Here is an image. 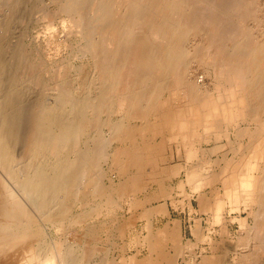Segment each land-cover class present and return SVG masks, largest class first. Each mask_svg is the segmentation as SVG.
<instances>
[{"label":"bare ground","instance_id":"bare-ground-1","mask_svg":"<svg viewBox=\"0 0 264 264\" xmlns=\"http://www.w3.org/2000/svg\"><path fill=\"white\" fill-rule=\"evenodd\" d=\"M52 3L42 16L65 34L50 23L49 42L86 63L39 65L20 44L12 55L7 32L28 3L0 0V264H114L97 245L136 216L146 253L119 264H264V0ZM169 202L207 213V226L156 227ZM68 226L85 238L48 239Z\"/></svg>","mask_w":264,"mask_h":264},{"label":"rangeland","instance_id":"rangeland-1","mask_svg":"<svg viewBox=\"0 0 264 264\" xmlns=\"http://www.w3.org/2000/svg\"><path fill=\"white\" fill-rule=\"evenodd\" d=\"M30 1H32V0H27V3H28V5H27V9H25L24 7L19 11L21 14H22V12H26V15L25 14H18L19 16H18V18H20V22L21 23H18V21L15 23V20H17L18 18H17V16L15 17L14 16V18H13V20L12 21H14V23H12L11 22V25L12 26H10L11 28L13 27L14 28V30H8V32L7 33H11L12 34V36H9V34H7V36L8 37H10L9 39L7 38V40H9L10 41V43H12L11 45L12 46H14V45H17V46H20V45H22L21 47H24V50L27 52V54H29V55H27L28 56V58L32 61V62H34V63H36L37 62V60H38V62L37 63H39V65L41 64V65H48V66H50V67H52L53 68V66H56L57 64H58V62H62V61H66V62H71V63H75V64H82V63H86L87 62V59L86 58H84V57H81V56H77V58L76 57H74L73 56V58H72V51H70L69 50V48H67V47H64V46H62V48H57L56 46H57V43L54 41V40H51V42H49V40H50V37H53L52 36V34H51V32H49V30L47 29V25L48 24H50V23H52L54 26H56V27H58L59 28V35L60 36H62V34L64 35L65 34V30H64V26L62 25V23H61V20L60 19H55V20H53L52 22H48L47 20H45L44 18H43V16H42V12L43 11H46L47 9H51V8H53L54 6V4L52 3V0H35V2H33L32 1V5L30 4ZM34 3V4H33ZM46 3V4H45ZM48 4V5H47ZM41 5V6H40ZM43 5V6H42ZM37 8H36V7ZM30 7V8H29ZM33 7L36 9H34L33 10ZM40 8V9H39ZM24 9L25 10H27V11H29L32 15H29V14H27V13H29V12H27V11H24ZM42 9V10H41ZM23 10V11H22ZM31 10H33L32 12H31ZM6 11V12H5ZM3 12V13H2ZM0 11V17L2 16V17H4L6 14H8L7 12V10H4V11ZM5 13V14H4ZM3 14H4V16H3ZM20 15L22 16V17H20ZM26 16V18H27V16H28V18L29 19H27V21H26V19L25 20H23L22 21V19L23 18H25L24 16ZM1 17V18H2ZM0 18V22L3 20V19H1ZM29 20V21H28ZM26 22H28V23H26ZM18 23V24H17ZM31 23V24H30ZM13 24H14V26H13ZM25 24H26V26H25ZM61 26V27H60ZM9 27V28H10ZM25 33H27V34H25ZM26 35V36H25ZM13 38V39H12ZM0 41H1V39H0ZM14 43H16V44H14ZM20 44V45H19ZM17 46H14V47H12V48H10L9 50L11 51V50H13L12 51V55H13V53H14V48L15 47H17ZM9 51V52H10ZM30 51V52H29ZM7 52H8V50H7ZM7 52H4V56H5V58L7 59L8 58V56L9 55H11V52L9 53V55L7 54ZM69 53V54H68ZM33 55V56H31V55ZM8 55V56H7ZM12 55L11 56H9V58L8 59H10V61H8V59H7V62H10L9 64H11V63H13L14 62V58L12 57ZM71 56V57H69V56ZM7 56V57H6ZM65 57V58H64ZM42 62V63H41ZM36 63V64H37ZM14 65V64H13ZM13 65H9L10 67H11V70H12V66ZM14 70V69H13ZM46 77H48V75H47V72H43V79H45ZM45 81H48L47 80V78L45 79ZM37 86H35V87H30L29 88V90L27 91V95H28V97H27V100H31V99H33L34 98V96H39L40 95V92L42 91H37V89L39 88V89H42L41 87H37ZM44 89V88H43ZM49 89V88H48ZM45 91V92H44ZM48 91V92H47ZM35 92H37V93H35ZM39 92V93H38ZM50 92V89L49 90H47V88H45L44 90H43V93H47L46 95L48 96V98H49V93ZM42 95V94H41ZM38 96L35 98V99H37L38 98ZM47 96H45V97H47ZM35 99H33V100H35ZM33 100H31V102L33 103ZM35 102V101H34ZM228 126V125H227ZM228 128V127H227ZM229 129H230V131H233L234 130V127L232 126V125H230L229 126ZM232 133V132H231ZM226 139V138H225ZM232 139L234 140L235 139V137L233 136L232 137ZM208 144H214V142H209ZM216 154H214V156L213 157H216L215 156ZM177 155L176 154H174V156H172V158H173V160H176L177 158ZM106 167V166H105ZM112 176L111 175H109V176H107L106 177V179H105V181L106 182H108L109 183V181H110V178H111ZM184 178V173H182V174H180L179 176H176V177H174L173 179H172V181H170V183L171 184H174V185H176V184H178L179 182H180V180L181 179H183ZM117 179V180H116ZM120 178H119V176H117L116 174H115V176H114V180H115V182L117 183L118 182V180H119ZM157 187V184L155 183V184H151V185H149L148 187H147V191H151V190H154L155 188ZM210 188L208 187L207 188V191L209 190ZM140 196H142L143 195V193H140L139 194ZM178 198L179 199H181L182 198V201H186V199H184V197H183V195H181V194H179L178 195ZM195 201V203H196V200H194ZM155 202V204H157L158 202H156V201H154ZM170 204H172V202H169ZM181 204V203H180ZM185 205H186V203H185ZM185 205H183V207H180V209H182L181 211L182 212H180V211H176V212H174L175 214H178V213H182V215H184V214H188L187 212H190L189 211V208L187 207V206H185ZM182 206V205H181ZM79 209H81V207H76L75 208V210H79ZM168 209V208H167ZM168 212L170 213V211L168 210ZM167 212V213H168ZM168 213V214H169ZM131 214V211H130V209L126 206V205H122V206H119V207H117L116 208V210H115V219L117 220V222L119 223L120 221H123V220H125V219H127L128 218V216ZM159 214H162V213H159ZM102 219V217L100 216V217H96L95 218V216L92 218V220H91V222L90 223H92V222H98V221H100ZM162 218L161 217H159V221H156V222H153V225H155L156 227H158V226H162V224H164V223H166V221H165V219L164 220H161ZM184 219H186V218H184ZM134 220H135V222L134 223H132V225L130 226V227H128L126 230H125V232H124V236L122 237V236H117L115 233H113V232H115V230H114V228H113V226L111 225V227H110V229H109V239L107 240V239H105L106 240V242H105V240L103 239L102 241H101V243L99 244L98 243V245H97V248H96V250L95 251H97L98 250V248H102V247H104L105 246V248L106 247H108V253H110V261L112 262L114 259L116 260H114V264H119V262H120V258H121V256H123V254L125 255V256H129V255H131V254H133L134 252H137V253H135V254H138L140 257L141 256H143L145 253H146V247L145 246H143L141 243H139V244H137L138 242H137V240L136 239H138V236H142V235H144V233H146V228H145V224H146V222H145V220L144 219H141V218H138L137 216H136V219L134 218ZM158 222H159V224H158ZM162 222V223H161ZM192 223H194L193 221H192ZM191 223V224H192ZM235 226H237V223H234V227ZM183 227H184V233L185 234H187L188 236H190V222H186V223H184L183 224ZM78 228L77 227H75V226H68V228L67 229H65V230H63V231H57L56 229H54V228H52V229H50V227H48L47 228V232H48V234H47V237L48 236H56V237H60L61 236V238H65V239H68V240H72V238H74V233H76V232H78V230H77ZM139 230H140V232H139ZM71 231V232H70ZM80 231V230H79ZM67 232V233H66ZM79 233V237L80 238H83L84 236L83 235H81L82 234V232L80 231V232H78ZM65 234H66V236H65ZM83 234H84V231H83ZM85 235V234H84ZM104 235V236H103ZM102 235V237H106L105 236V234H103ZM110 235H111V237H110ZM113 235V236H112ZM136 235V236H135ZM69 236V237H68ZM72 236V237H71ZM115 236V237H114ZM116 236H117V239H116ZM133 236V237H132ZM71 237V238H70ZM78 237V238H79ZM122 239H121V238ZM136 239H135V238ZM50 237H48V239H49ZM85 238V237H84ZM113 239V241H111ZM116 240V241H115ZM104 241V242H103ZM110 243H109V242ZM116 242H118L117 244H115ZM113 243H114V245H113ZM136 243V244H135ZM118 245V246H117ZM121 245V246H120ZM99 246V247H98ZM120 247H122L121 249H122V251L119 249ZM114 248V249H113ZM117 248V249H116ZM135 248H137V249H135ZM117 251V252H116ZM132 251V252H131ZM19 252V253H18ZM22 252V251H21ZM20 251H17V253H16V257H18L19 256V254H20V256H22L23 255V253L24 252H22L21 253ZM124 252V253H123ZM113 253V254H112ZM22 254V255H21ZM115 256V257H114ZM120 257V258H119ZM113 258V260H111ZM119 258V259H118ZM118 259V260H117Z\"/></svg>","mask_w":264,"mask_h":264},{"label":"crops","instance_id":"crops-1","mask_svg":"<svg viewBox=\"0 0 264 264\" xmlns=\"http://www.w3.org/2000/svg\"><path fill=\"white\" fill-rule=\"evenodd\" d=\"M196 204V203H195ZM182 204H175V205H173V204H170V206H169V210H170V215H168V214H165V213H162V214H157V215H155V217H153V222H156V221H159V217H161L162 219L161 220H164L165 219V221H167L168 220V218H170V217H172V218H174V217H176V219H180L181 221H182V225L184 224V223H186V222H190V227L189 228H191L192 226H194L195 225V222H196V219H195V217H197V216H202V223L205 225V226H207V224H208V219H209V215L207 214V213H202V214H200V213H197V212H194L193 214L192 213H190V212H187L188 214H184V215H182V213H178V214H175L174 212H176V211H180V212H182L181 210H180V206H181ZM186 206L188 207V205L186 204ZM184 218H186V219H184ZM206 218V219H205ZM194 219V220H193ZM192 221L194 222L193 224H191L192 223ZM216 226V228H220V225L219 224H216L215 225ZM190 231H191V229H190ZM190 234H191V232H190Z\"/></svg>","mask_w":264,"mask_h":264}]
</instances>
